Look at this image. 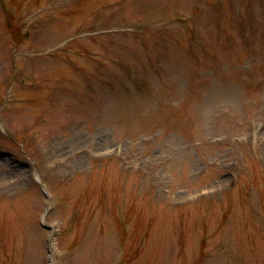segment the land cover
<instances>
[{"label": "rangeland", "instance_id": "rangeland-1", "mask_svg": "<svg viewBox=\"0 0 264 264\" xmlns=\"http://www.w3.org/2000/svg\"><path fill=\"white\" fill-rule=\"evenodd\" d=\"M0 264H264V0H0Z\"/></svg>", "mask_w": 264, "mask_h": 264}]
</instances>
